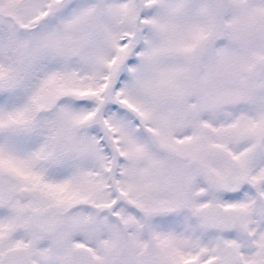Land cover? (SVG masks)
Returning a JSON list of instances; mask_svg holds the SVG:
<instances>
[{
	"label": "snow or ice",
	"instance_id": "obj_1",
	"mask_svg": "<svg viewBox=\"0 0 264 264\" xmlns=\"http://www.w3.org/2000/svg\"><path fill=\"white\" fill-rule=\"evenodd\" d=\"M0 264H264V0H0Z\"/></svg>",
	"mask_w": 264,
	"mask_h": 264
}]
</instances>
